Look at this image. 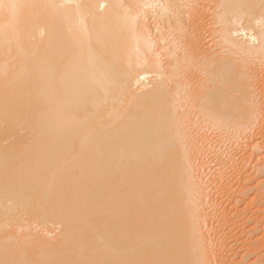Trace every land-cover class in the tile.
<instances>
[{"label":"bare ground","instance_id":"6f19581e","mask_svg":"<svg viewBox=\"0 0 264 264\" xmlns=\"http://www.w3.org/2000/svg\"><path fill=\"white\" fill-rule=\"evenodd\" d=\"M0 264H264V0H0Z\"/></svg>","mask_w":264,"mask_h":264}]
</instances>
